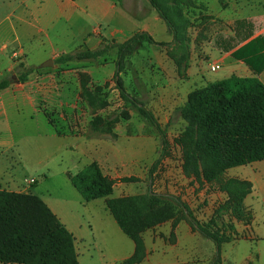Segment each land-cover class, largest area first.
Masks as SVG:
<instances>
[{
  "label": "rangeland",
  "instance_id": "374dc122",
  "mask_svg": "<svg viewBox=\"0 0 264 264\" xmlns=\"http://www.w3.org/2000/svg\"><path fill=\"white\" fill-rule=\"evenodd\" d=\"M113 1L116 4L119 2V5H124L127 12L142 17L140 22L135 24L136 28L131 32L133 35L143 30L152 36L156 42L166 43V40L169 39L165 30L169 35L171 34L165 23L161 19L162 23L152 20L151 17L154 16L155 11L147 0ZM228 1L159 0L164 5L169 4L167 8H173L176 4L181 5L178 16L188 21L186 34L189 38V46L186 48L179 47L174 40L165 46L143 43L134 54L127 57L120 76L126 91L154 113L165 134L166 151L163 157H160L162 152L159 135L152 127L144 123L135 112L128 111L129 119L120 120L115 125L113 131L116 137L114 139L98 138L103 145L109 147L105 156L103 155L100 168L114 181L110 198L142 195L148 190L157 194L173 195L180 198L188 206L194 217L203 224L210 222L215 210L225 201L226 196L223 193L205 184L201 178L185 174L182 152L175 140L186 127L185 122L178 116V109L184 104L187 94L193 89L204 87L207 76L218 79L221 74V71L215 73L209 71V54L205 53L204 49L212 50L226 45L232 48L240 45L241 36L244 33L243 29L229 22L236 17H242L247 13L248 7L264 8V0H232L229 4H236L238 8L235 14H232L225 21L218 18L216 14L219 12V8L228 6ZM172 3L173 6H171ZM224 11L227 14L233 13L230 7ZM6 13V9H0V18L1 16L4 17ZM178 16L175 15L174 17ZM249 25L253 31V26L250 23ZM234 27L239 32L237 35ZM255 27H259L258 23ZM1 36H6V33L2 32ZM171 38L173 39L172 36ZM56 59V57L53 58L54 61ZM114 59L115 51L112 50L94 64L77 62L66 66L55 64L56 66L51 68L37 67V70L30 75L29 80L38 84L42 75L54 73V77H50L39 84V87H43V89L38 95V105L57 135L64 136L71 132L76 136L88 139L85 135L94 116H107L122 111L123 102L119 97L114 81ZM11 60L16 65L25 63V59L18 55L12 57ZM191 68L195 73L190 72ZM14 71H10L7 76L14 74ZM82 83L91 91L97 86L103 87L101 95L107 102V107L93 113L80 96ZM177 100L178 103L173 105ZM56 153L57 149L54 146L48 145L46 151H36L31 146L26 157L31 167L35 166L39 160L49 162L48 168L53 179L42 184L41 189L48 191L52 199L67 200L72 211L78 213L81 220L78 233L82 235L83 239L90 238L92 230L88 225L98 226L90 217L98 211H100V215H105V210L108 212L105 205L106 199H98L94 203L88 202L87 205L80 199L78 193H76L78 197H73L69 192L60 190L59 175L57 174L59 156L57 157ZM8 156L3 157L0 163H7ZM158 159L159 162L153 173H150ZM251 174L254 176V182L258 189L245 198L243 205L252 214V220L250 223H244L230 220L228 216L224 217V221L234 225L235 240L248 239V231L245 233L242 229H240L242 231H237L235 225L248 226L252 224V230L257 236L261 235L262 232L264 233V161L255 163L251 168L247 166L230 169L225 176L245 180ZM123 179H127V181H123ZM37 180V183L34 179L28 183L32 187V191L39 184V179ZM217 225H220L219 221ZM105 226L107 225L105 224ZM114 226L124 240L131 241L121 232L117 224ZM105 233H109L111 236L110 250L116 246L115 242H118V238L110 228L95 231L99 241H102L103 236L106 239ZM141 238L143 244L145 241L150 245L151 253L155 251L156 253H165L167 247L175 245L178 240L193 244L194 248L190 252L191 261L189 264H209L215 257L214 244L194 231L185 215L177 207L175 208V218L153 229L146 230L142 233ZM251 238L255 240L253 236ZM157 242L162 244L158 246ZM239 248L235 249L238 253L242 247ZM87 249L94 260L100 259L103 249L97 247ZM78 250H82L80 246H78ZM144 251L146 256L145 245ZM105 252L108 253L107 250ZM174 252H181V245ZM221 253H223L222 249H220ZM219 264H222L221 256H219Z\"/></svg>",
  "mask_w": 264,
  "mask_h": 264
},
{
  "label": "trees",
  "instance_id": "16d2710c",
  "mask_svg": "<svg viewBox=\"0 0 264 264\" xmlns=\"http://www.w3.org/2000/svg\"><path fill=\"white\" fill-rule=\"evenodd\" d=\"M147 1L165 23L175 43L182 48L188 47V21L178 16L181 5L176 4L174 10L167 8L169 4L166 2L164 5L159 0ZM237 25L244 32L242 45L231 53V57L243 63L253 76H231L193 89L178 109V116L186 127L175 143L182 152L185 174L201 178L205 184L226 196L209 223L199 222L188 206L173 195L148 190L142 195L110 198L114 181L102 172L97 162L88 164L75 175L68 173L72 187L84 203L106 199L105 205L111 217L121 232L134 243L133 255L123 264H140L143 261L142 233L175 218L176 207L185 215L194 231L214 244L215 257L209 264H219L221 245L234 241L236 237L234 225L224 221V217L244 223L252 220V214L243 205L252 192L251 182L227 178L225 174L230 169L264 161V84L258 79L264 70V36L250 39V25L245 21H239ZM143 43L168 45L156 42L147 32H138L123 43L103 40L95 50L81 47L62 54L54 64H94L114 50V81L123 109L118 114L94 116L85 136L88 139H114L115 125L120 120H128V111H133L159 135L160 157H163L167 142L162 128L153 113L126 91L120 76L127 57ZM18 68L19 83L27 82L37 70L26 67L24 63H20ZM11 83L8 77L1 79L0 91L7 89ZM102 90L101 86L91 91L85 84L81 85L80 96L93 113L107 107ZM158 162L159 159L150 173H153ZM0 264H78V255L72 234L40 197L31 193L0 190Z\"/></svg>",
  "mask_w": 264,
  "mask_h": 264
},
{
  "label": "crops",
  "instance_id": "0c3cea01",
  "mask_svg": "<svg viewBox=\"0 0 264 264\" xmlns=\"http://www.w3.org/2000/svg\"><path fill=\"white\" fill-rule=\"evenodd\" d=\"M229 2L232 0L228 1V6L219 8V12L216 14L218 18L226 21L232 14H235L238 6L230 5ZM229 7L233 13L227 14L224 10ZM255 8L248 7L247 13L242 17H236L229 22L234 26L239 21L250 23L254 28L253 31L251 29L252 37L250 39L264 36V8ZM0 9L7 10L5 16L0 18V80L6 77L12 80L7 89L0 91V160L9 155L7 163H0V190L31 193L40 197L72 234L78 255V264H122L132 256L134 245L130 240V242L124 240L118 234V230L114 226L116 224L109 213L105 210V215H100V211L92 215L90 218L98 226L88 225L92 230L91 237L83 239L82 235L78 233V227L81 224L78 213L72 211L67 200L52 199L48 191L41 189L42 184L53 179L48 168L49 162L39 160L35 166L31 167L26 157L31 146L36 151H46L48 145L54 146L57 149L55 155L59 156L57 164L59 188L76 197L77 191L72 187L68 173L75 175L92 162H97L101 167L103 155L105 156L109 147L103 145L98 138L88 140L71 132L64 136L57 135L38 105V95L43 89V87H39V84L54 77V73L42 75L38 84L33 80L16 83L12 77L15 76L17 79L19 64L16 65L11 58L17 55L21 56L25 59L26 67L37 68L48 60L54 62L53 58H58L62 54L70 53L81 47L95 50L103 40L123 43L133 35L131 32L142 17L127 12L124 5H119V2L116 4L113 0H0ZM151 18L154 22L162 23L156 12ZM256 23L259 25L257 28L255 27ZM3 26L5 28H2ZM235 29L236 27H234V31ZM165 31L169 38L166 43L173 42L171 35L167 33V30ZM2 32H5L6 36H1ZM241 45L242 43L232 48L226 45L212 50L204 49L205 53L209 54V66L215 62L221 65L219 78L213 79L207 76L204 86L231 76L244 78L253 76L243 63L231 57V53ZM12 70H15L14 74L7 76ZM190 72L195 73L192 68ZM258 79L264 84V70ZM176 103L178 100L173 105ZM161 107L163 106L161 105ZM254 164L247 166L251 168ZM31 179H34L36 183L39 179L35 192L28 184ZM245 180L251 182L252 192L258 189L252 174L248 175ZM235 227L237 231L244 230V233L248 231V239L222 244L223 253L220 254L222 264H264V233L257 236L252 230V224L248 226L240 224ZM106 228H110L118 238V242H115L116 246L110 250V234L105 233L106 239L103 236L102 241H99L95 235L96 230H106ZM252 236L255 240L251 238ZM161 244V242H157L158 246ZM144 245L146 256L142 264H189L191 261L190 252L194 248L193 244L178 240L175 245L167 247L165 253H156V251L151 253L150 245L145 241ZM180 245L181 252H174ZM78 246L81 247V251L78 250ZM91 247L103 249L100 259L94 260L87 252V248ZM239 247H242L241 254L235 250Z\"/></svg>",
  "mask_w": 264,
  "mask_h": 264
},
{
  "label": "water",
  "instance_id": "95a60500",
  "mask_svg": "<svg viewBox=\"0 0 264 264\" xmlns=\"http://www.w3.org/2000/svg\"><path fill=\"white\" fill-rule=\"evenodd\" d=\"M54 66H56L54 64V62L52 60H48V61L44 62L43 64H41L39 67H41V68H51V67H54ZM12 79H13L14 82H16V83L18 82L17 79L15 78V76H13Z\"/></svg>",
  "mask_w": 264,
  "mask_h": 264
},
{
  "label": "built area",
  "instance_id": "2783aa9c",
  "mask_svg": "<svg viewBox=\"0 0 264 264\" xmlns=\"http://www.w3.org/2000/svg\"><path fill=\"white\" fill-rule=\"evenodd\" d=\"M209 71L211 73H215V72H218L220 69H221V65L219 63H212L210 66H209Z\"/></svg>",
  "mask_w": 264,
  "mask_h": 264
}]
</instances>
